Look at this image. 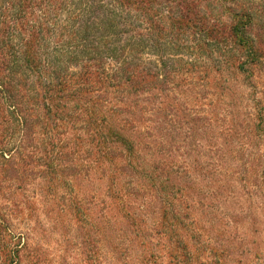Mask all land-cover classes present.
<instances>
[{
	"label": "trees",
	"instance_id": "16d2710c",
	"mask_svg": "<svg viewBox=\"0 0 264 264\" xmlns=\"http://www.w3.org/2000/svg\"><path fill=\"white\" fill-rule=\"evenodd\" d=\"M51 261L264 264V0H0V264Z\"/></svg>",
	"mask_w": 264,
	"mask_h": 264
},
{
	"label": "rangeland",
	"instance_id": "374dc122",
	"mask_svg": "<svg viewBox=\"0 0 264 264\" xmlns=\"http://www.w3.org/2000/svg\"><path fill=\"white\" fill-rule=\"evenodd\" d=\"M217 214L220 215V223H221L224 213H223V211H218ZM255 226H254V228H251V226L248 227V234H247V237L246 238L249 241L246 239V241L244 242L245 244H249V242H253L257 238L258 235L255 233V230H256L255 229ZM230 231H232V230H230ZM242 243H243V241H237V245L238 246L241 245ZM51 246L53 247L52 254H53V252L55 250V257L53 259H56L59 256L58 255V251H57L59 249L55 245H51ZM63 248H66V244H65V246ZM52 254H51V256H52ZM68 262H70V260ZM51 264H57V263L51 261Z\"/></svg>",
	"mask_w": 264,
	"mask_h": 264
}]
</instances>
